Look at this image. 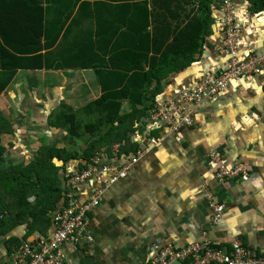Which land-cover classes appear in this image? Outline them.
I'll return each mask as SVG.
<instances>
[{
	"label": "crops",
	"instance_id": "1",
	"mask_svg": "<svg viewBox=\"0 0 264 264\" xmlns=\"http://www.w3.org/2000/svg\"><path fill=\"white\" fill-rule=\"evenodd\" d=\"M234 2L244 26L239 55L261 52L264 11H252L249 0ZM218 8L212 4L215 20L200 60L172 72L163 83V97L177 96L184 87L200 82L206 72L227 64L230 56L216 50L225 35L223 13ZM38 72V77L31 71L18 77L20 70L0 95V112L15 122V129L21 128L5 136H10L7 141L14 142L7 151L8 160L14 164L29 162L43 142L82 151L88 140L81 136L98 131L95 125L90 132L86 131V121L97 122L102 117L78 115L75 125L81 136L74 138L69 137L68 127H51L47 123L49 114L61 102L81 109L102 94V87L92 70L77 71L74 75L44 69ZM57 80L54 85L52 82ZM161 102L158 98L157 106ZM131 106L126 99L124 110ZM151 116H145L139 124L142 130L131 134L132 138L134 133H140L142 136L131 142H136L138 149L149 148V152L127 177L106 187L100 204L89 212L83 238L76 247H66V264H152L154 245L184 247L202 241L206 232L220 248H231L236 240H241L264 256V71L233 80L225 91L198 104L194 126L170 131L167 126H154ZM119 126L118 122L114 124ZM32 131L33 137H29ZM118 142L111 148L102 147L103 162L121 164L133 156L134 149L129 148L127 141L120 143V151L115 155L114 145ZM215 151L229 167L246 164L252 178L219 181L218 165L211 158ZM56 162L60 166L65 164L61 170L64 194L50 211L53 222L55 213L66 203L67 175L86 166V161L78 158ZM93 186L85 182L78 187L80 202L90 199ZM207 189L226 205L217 224L213 223L214 211L206 197ZM54 230L52 223L46 232L37 230L26 241L48 239ZM28 231L29 225L23 223L8 236H0V264H7L17 247L7 240L13 237L23 242Z\"/></svg>",
	"mask_w": 264,
	"mask_h": 264
},
{
	"label": "trees",
	"instance_id": "2",
	"mask_svg": "<svg viewBox=\"0 0 264 264\" xmlns=\"http://www.w3.org/2000/svg\"><path fill=\"white\" fill-rule=\"evenodd\" d=\"M215 1L0 0V95L20 70L36 77L43 69L67 75L92 70L102 87V94L81 109L61 102L49 114L47 123L68 127L71 138L81 136L75 125L78 115H102L97 122L86 121V131L93 125L98 131L81 136L88 140L82 151L43 142L29 162L14 164L7 158L14 142L4 137L15 126L0 112V212H8L0 221L1 237L27 223L25 242L52 226L50 211L64 194L65 164L56 160L83 159L86 168L103 146L111 148L117 141H127L136 153L139 146L131 142V134L142 130L143 118L159 108L165 79L200 60L212 34ZM249 1L252 11H264V0ZM126 99L130 110H124ZM9 242L17 247L23 243L13 237Z\"/></svg>",
	"mask_w": 264,
	"mask_h": 264
},
{
	"label": "built area",
	"instance_id": "3",
	"mask_svg": "<svg viewBox=\"0 0 264 264\" xmlns=\"http://www.w3.org/2000/svg\"><path fill=\"white\" fill-rule=\"evenodd\" d=\"M221 11L225 15L221 19V24L226 38L216 45V50L230 56V59L221 69L208 71L196 85L184 87L177 96L158 95L162 102L159 108L152 111L151 119L154 126L159 128L167 126L170 131L194 126L197 123L198 104L225 91L233 80L264 71V49L258 53L248 52L243 56L239 55L243 24L239 19L237 3L234 0H224ZM141 136L140 133H134L132 139L136 140ZM153 142L158 141L154 138ZM121 145L120 143L114 145L115 155L119 153ZM149 150L139 148L122 164L103 162L99 153L86 168L68 174L66 203L55 213L53 234L48 239L41 237L23 242L15 249L7 264H66V247H76L83 238L89 212L100 204L106 187L127 177ZM211 158L212 162L218 165L216 177L221 182L238 178L249 181L252 178L246 164L229 167L223 164L221 155L216 151L211 154ZM85 182L94 185L93 194L90 199L80 202L78 187ZM96 182L98 185H95ZM206 191V197L214 211L213 223L217 224L225 214L226 205L218 202L210 190ZM6 215L8 212H0V221ZM232 245L231 248H220L206 232L202 241L184 247L175 244L154 245L152 264H264V256L256 249L246 246L243 241L236 240Z\"/></svg>",
	"mask_w": 264,
	"mask_h": 264
},
{
	"label": "rangeland",
	"instance_id": "4",
	"mask_svg": "<svg viewBox=\"0 0 264 264\" xmlns=\"http://www.w3.org/2000/svg\"><path fill=\"white\" fill-rule=\"evenodd\" d=\"M220 1H221V5L223 4V1L224 0H217V1H215V3H213V5L217 8L218 7V4L220 3ZM218 9H220L221 10V6H219V8ZM225 17V15H223V18ZM239 19H241V18H239ZM245 23V22H244ZM246 24V23H245ZM245 31V30H244ZM225 38H226V36H225ZM225 38H223L222 40H224ZM80 72V71H79ZM28 72H23V74H22V71H21V73L20 74H18V77H20L21 75H25V74H27ZM159 95H160V93H159ZM13 123H15V122H13ZM18 130H21V128H17V129H15L14 130V132L15 131H18ZM25 132H23V134H24ZM31 133H33V131L32 132H30V135H29V137H33V134H31ZM7 140H10V136L9 137H4V141L6 142ZM66 145H68V144H66Z\"/></svg>",
	"mask_w": 264,
	"mask_h": 264
}]
</instances>
